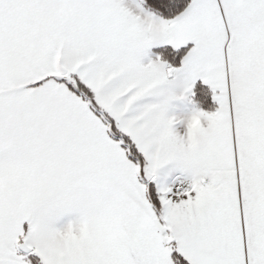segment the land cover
<instances>
[{"label":"snow or ice","instance_id":"obj_1","mask_svg":"<svg viewBox=\"0 0 264 264\" xmlns=\"http://www.w3.org/2000/svg\"><path fill=\"white\" fill-rule=\"evenodd\" d=\"M0 264H264V0H0Z\"/></svg>","mask_w":264,"mask_h":264}]
</instances>
